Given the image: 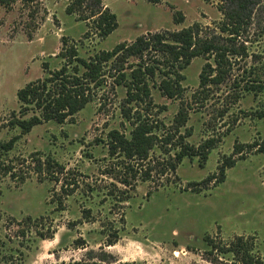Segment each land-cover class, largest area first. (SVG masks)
<instances>
[{
	"label": "rangeland",
	"instance_id": "obj_1",
	"mask_svg": "<svg viewBox=\"0 0 264 264\" xmlns=\"http://www.w3.org/2000/svg\"><path fill=\"white\" fill-rule=\"evenodd\" d=\"M75 1L0 4V142L20 135L19 128L5 127L19 111L18 90L48 75L43 64L55 71L64 63L58 56L63 38L89 59L148 33L194 24L201 36L220 34L229 5L228 0H101L118 22L102 38L91 7L67 12ZM260 5L238 39L247 54L230 56L222 84L201 87L200 75L205 65L214 66V58L198 57L181 71L180 98L165 97L159 89L163 77L156 74L147 78L150 98L128 103L127 90L116 79L139 61L115 66L117 60H111L103 66L104 86L94 102L63 124L35 126L13 150L0 151V163L14 173L0 170V264H231L230 254H209L207 238L217 247L241 238L264 264V152H259L264 90L245 89L264 81ZM178 13L181 24L174 22ZM154 57L161 55L148 54L145 63L153 64ZM137 120L151 125L157 137L148 159L111 156L109 134L130 137ZM212 139L215 146L203 164L198 156L176 160L182 145L198 148ZM228 158L234 165L220 182L219 167ZM210 176L215 178L205 183Z\"/></svg>",
	"mask_w": 264,
	"mask_h": 264
},
{
	"label": "trees",
	"instance_id": "obj_2",
	"mask_svg": "<svg viewBox=\"0 0 264 264\" xmlns=\"http://www.w3.org/2000/svg\"><path fill=\"white\" fill-rule=\"evenodd\" d=\"M158 4L160 0H148ZM229 5L225 9L224 23L218 27L220 34L214 33L209 36H201V29L198 24L179 31H165L162 33H148L138 37L134 42L121 43L112 51H102L89 59L79 56L76 46H69L63 38L62 49L58 54L64 60L60 69L49 71L48 65L43 64V69L48 72L44 78L28 83L24 88L18 90L17 99L19 111L13 112L5 127L19 128L20 135L11 138L7 142H0V151L8 153L13 150L16 142L24 135L30 133L32 129L45 122L54 121L63 124L73 119L76 114L95 101L98 91L104 86L105 73L103 66L111 60H117L115 66L127 62L130 58L139 61L136 68L128 73L121 72L116 79L117 85H121L127 90V102H145L151 96L150 86L147 78L156 74L162 75L159 89L162 94L169 98H180L184 89L182 82L184 70L191 61L198 57L214 58V66L205 65L200 75V85H220L229 72L230 56L242 57L247 54V47L244 42L238 45V39L247 32L251 25L253 13L260 7L264 0H228ZM15 0H0V4L5 7L11 6ZM89 4H86V3ZM91 7V16L97 17L94 21L96 28L100 32V37L106 38L118 28L116 15L108 8L102 6L101 0H76L73 6L68 8V13L72 14L79 8ZM77 8V9H76ZM184 17L178 13L174 17L176 24H181ZM221 34H226L223 37ZM148 54H160L161 58H153V64L145 62ZM230 64V65H229ZM264 76V75H263ZM245 89L254 93L264 90V81L255 80L246 85ZM157 141L153 128L147 122L137 120L130 137H126L118 131L109 134L108 148L111 156L121 155L130 161H146L150 151ZM215 141L208 140L198 148L190 145H182L176 155L178 162L185 157H196L201 159V164L207 160L208 153L214 148ZM259 152H264V142L259 147ZM47 162V163H46ZM45 164L63 169L58 163L47 160ZM234 165L231 158L223 161L219 167V181L225 177L226 168ZM39 161L38 170H42ZM40 168V169H39ZM13 168L0 163V170L5 175L14 173ZM38 171V172H40ZM149 175L143 177L147 180ZM215 177L210 176L205 183L210 182ZM123 184L129 185L128 181ZM211 247L210 255L213 251L220 254L232 255L231 264H260L252 250L243 239H238L236 243L217 247L211 239H206ZM213 260V259H211ZM105 261V259L103 260ZM214 262V261H212Z\"/></svg>",
	"mask_w": 264,
	"mask_h": 264
}]
</instances>
